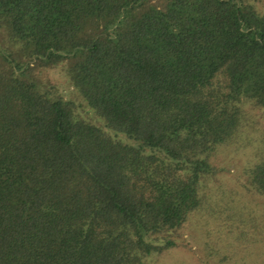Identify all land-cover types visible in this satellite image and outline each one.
Returning <instances> with one entry per match:
<instances>
[{"label": "trees", "instance_id": "1", "mask_svg": "<svg viewBox=\"0 0 264 264\" xmlns=\"http://www.w3.org/2000/svg\"><path fill=\"white\" fill-rule=\"evenodd\" d=\"M261 108L255 0H0V264H157L226 211L261 241L214 189L220 152L249 148L240 183L264 198Z\"/></svg>", "mask_w": 264, "mask_h": 264}, {"label": "rangeland", "instance_id": "2", "mask_svg": "<svg viewBox=\"0 0 264 264\" xmlns=\"http://www.w3.org/2000/svg\"><path fill=\"white\" fill-rule=\"evenodd\" d=\"M255 1L261 9L264 8V0ZM42 77L55 82L66 98L80 101V96L60 67L44 70ZM256 119L257 126L263 131L264 109L256 110ZM250 157L249 148L221 151L214 161L220 168L214 189L218 193L221 192L220 195L224 196L225 201L229 200L233 207L250 212L251 217L257 218L255 231L259 233L261 241L248 247L242 245L241 241L236 239L237 233H230L223 225L222 219L229 211L218 220L210 218L209 223L205 221L204 216L198 215L182 229L178 246L165 252L157 264H264V198L248 192L239 179H245L243 171ZM243 252L249 254L246 263L241 259Z\"/></svg>", "mask_w": 264, "mask_h": 264}]
</instances>
